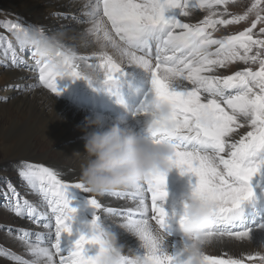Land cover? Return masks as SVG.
Wrapping results in <instances>:
<instances>
[{
  "label": "snow or ice",
  "instance_id": "6c2138e0",
  "mask_svg": "<svg viewBox=\"0 0 264 264\" xmlns=\"http://www.w3.org/2000/svg\"><path fill=\"white\" fill-rule=\"evenodd\" d=\"M233 3L85 0L80 23L89 27L81 43H96L100 50L85 55L62 43L56 56L45 60L35 56L36 45H22L19 37L36 32L38 45L50 37L49 29L19 18L4 22L12 37L0 36L6 45L4 66L10 57L12 68L36 73L39 86L55 96L60 95L58 78H83L90 85L103 86L115 85L127 65L149 72L152 96L138 111L153 115L159 133L152 137L154 143L175 146L169 168L197 178L190 194L210 210L211 222L191 239L183 236L180 243L163 238L161 233L171 236L165 229L172 218L164 207L165 172L153 171L126 188L101 194L131 203L117 208L102 204L81 180L68 182L50 167L21 161L17 174L39 203L21 195L10 181L0 195L15 216L45 231L9 227L7 231L15 233L31 259L3 248L0 255L13 264H188L185 250L199 245L202 264H264V243L259 244L261 250L239 257L226 251L221 255L206 252L208 247L230 242H253L252 233L264 231V0H252L241 14L229 10ZM196 13L205 14L193 23ZM241 23L248 26L215 35L220 27ZM81 64L97 70L99 80L81 71ZM235 64L245 67L222 74V69ZM36 86L29 84L23 90ZM160 103L169 108L166 118L153 114L154 105ZM77 191L88 194L93 212L84 224L86 230L76 229L78 238L68 247L62 241L65 235H73L78 210L72 204ZM186 208L187 200L180 225ZM125 234L134 238V247L122 240Z\"/></svg>",
  "mask_w": 264,
  "mask_h": 264
},
{
  "label": "bare ground",
  "instance_id": "6f19581e",
  "mask_svg": "<svg viewBox=\"0 0 264 264\" xmlns=\"http://www.w3.org/2000/svg\"><path fill=\"white\" fill-rule=\"evenodd\" d=\"M84 3L85 0H0V24L3 25L4 19L15 20L19 18L34 26H45L50 30L49 36L58 33L64 34L63 43L72 46L75 51L81 54L91 55L93 52H98L100 47L96 43H89L87 46H83L81 43L84 30L89 27L86 23H80L84 19L82 16ZM198 16L200 13H196L191 18V22H198L196 21ZM6 35L11 39L9 34ZM2 45L5 48L4 42ZM13 45L17 46L16 44ZM109 51L111 50L109 49ZM0 59L2 58L0 57ZM3 63L5 64L4 59ZM26 70L12 68L10 61L8 66L0 68V90L5 89V93L10 92L11 88H13L14 93L15 90H20L19 97L0 106V120H2L0 121V150L2 158L18 159L21 157L24 161L43 164L61 173L62 179L68 182L81 180L82 158L74 154L84 151L85 139L81 129L85 118L98 115L102 118L104 127L120 122L122 127L136 131L128 120L113 117L114 112L119 110L118 105H126L120 95L133 91L140 97L138 108L152 96L150 73L136 65L124 66V75L115 85L101 86L95 83L90 85L83 78L75 80L67 77L58 78L59 96H55L49 90L39 86L36 73ZM81 71L91 73L93 69L81 64ZM33 83L37 84L35 88L23 90L27 85ZM17 85L23 89L17 88ZM67 98L75 104L69 103ZM138 119L142 120L143 118L139 117ZM148 119L142 120L138 125L140 132H136L140 135H146L145 128ZM143 129L145 132H142ZM50 145L57 146L52 156L42 152L46 146L48 148ZM61 160L62 163L66 160V164L62 165L59 162ZM196 182L195 176L182 175L180 170L175 167L166 175L165 188L168 196L164 202V207L172 217L165 229L166 232L171 233V236L168 237L169 240L177 243L182 241L183 233L178 221L186 197ZM79 194L82 193L77 191L73 193V196ZM93 195L105 206L117 208L131 206L127 199L119 200L96 193ZM173 210H175V216H172ZM24 222L28 229L30 223L26 220ZM152 223L155 227V222ZM31 227L35 232L39 231L36 225H31ZM76 229L85 231L83 222L80 223L78 219L73 226L74 238L69 240L70 237L65 235L62 241L65 246L70 247L74 239L78 238ZM122 240L126 241L128 246H135L134 238L126 234L122 236ZM252 240L253 242L245 243L230 242L225 244V247H222L223 245L208 247L206 252L211 255H221L226 251L232 256L239 257L242 254L259 251L261 250L259 244L264 243V231H254ZM16 241L20 242L17 239ZM125 252H127V247ZM0 264L7 263L0 259Z\"/></svg>",
  "mask_w": 264,
  "mask_h": 264
},
{
  "label": "clouds",
  "instance_id": "9594fccd",
  "mask_svg": "<svg viewBox=\"0 0 264 264\" xmlns=\"http://www.w3.org/2000/svg\"><path fill=\"white\" fill-rule=\"evenodd\" d=\"M64 39V34L58 33L46 36L37 45L38 35L32 32L28 35L21 34L19 42L26 46L36 45L35 56L45 60L56 56ZM87 74L94 81L100 78L97 70ZM153 114L166 118L169 108L162 103L155 104ZM149 117L146 122V135L122 127L120 122L104 127L103 120L98 115L85 118L81 129L85 139L84 151L74 155L82 158L81 181L93 193L101 195L114 189L126 188L153 171L167 174L171 170L169 159L175 146L171 143L153 142L152 137L159 133L153 124V115ZM186 200V219L180 228L183 236L191 239L210 225L211 213L191 194H188ZM161 235L165 240L168 239L163 233ZM185 251L188 264H202V248L199 245L190 246Z\"/></svg>",
  "mask_w": 264,
  "mask_h": 264
},
{
  "label": "rangeland",
  "instance_id": "374dc122",
  "mask_svg": "<svg viewBox=\"0 0 264 264\" xmlns=\"http://www.w3.org/2000/svg\"><path fill=\"white\" fill-rule=\"evenodd\" d=\"M251 3H252V0H235V3L229 5V10L232 13L241 14L246 10V8ZM204 14L205 13H200V16H198L196 21H199L200 19H202L203 16H201V15H204ZM6 20H9V19H4L2 21L3 25L0 24V36H4L6 34H9V36L11 37V34L8 33L7 30L4 28V22ZM247 26H248V24L241 23L239 25H230V26H228L227 29L220 27V30L217 33H215V35L220 36V35H224V34L235 33L237 31L243 30ZM11 39H12V37H11ZM3 42H4L3 40H0V57L2 58V59H0V68H2V66H4L3 59L5 60L4 48L2 45ZM12 42H13V44H16V41L14 39L12 40ZM9 61H10V59H9ZM29 63H31V61H29ZM242 67H245V65H242V64L230 65L227 70L224 71V69H222L221 72H222V74H231V72L239 70ZM253 67H255V66H253ZM24 70H26V69H24ZM21 89H23V87H21ZM4 90L5 89L0 90V106H1V104H6L7 102L12 101L13 99H16L17 97H19L20 90H15L16 91L15 93L13 92V88H11V91L7 92V93H5ZM3 97H7L8 99L6 101H4L2 99ZM67 100L69 101V103L75 104L69 98H67ZM0 119H1V117H0ZM0 121H2V120H0ZM137 129H139V127ZM137 129H135V130L137 131ZM240 131L243 132L244 130L242 129ZM56 147H57L56 145H50V146H48V148L46 146V149L44 148L42 150V152H46L47 154H49V156H52V153L57 149ZM21 161H24V159H22L21 157H18V159L17 158H12V159L2 158V153L0 150V192H3L5 190L6 182L10 181L17 188V190L21 193V195L25 196L30 201L39 203V197L30 193V190L23 183V181H21V179L19 178V176L17 174V166L19 165V163ZM59 162L62 165L66 164L65 163L66 160L63 161V163H62V160ZM73 197H74L73 198L74 201H73L72 206L76 207V208L78 207L77 208L78 209L77 219L80 220V223L83 222V226H84V224L87 222V220H90V218L92 217V212H93L92 209L90 208L89 204H88V194L82 193L81 195L79 194V195L73 196ZM83 198L84 199L86 198L87 200L86 199L84 200ZM88 213H89V215H88ZM18 218L19 217L15 216L10 210H8L6 202H5V198L2 195H0V248L9 250V251H11L17 255H20L24 259H29L31 256L26 252L23 245L20 242L16 241L15 233H9L7 231V229L9 227H11L12 229L23 228V229H26V230L29 229V231L35 232L34 230H32L33 227H31V225H33V224L30 221H28L26 218H24V219H21V218L18 219ZM24 220H26L27 222L30 223V225L28 226V229L25 227ZM33 226H35V225H33ZM41 230H42V232L45 231L42 228H39L40 232H41ZM68 237H70L69 240H71L72 238H74V235L68 236ZM222 247H225V246L223 245ZM0 259L5 261L7 264H13V261L10 260L6 256L0 255Z\"/></svg>",
  "mask_w": 264,
  "mask_h": 264
}]
</instances>
